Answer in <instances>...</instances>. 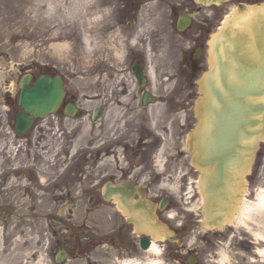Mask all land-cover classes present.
Returning a JSON list of instances; mask_svg holds the SVG:
<instances>
[{
    "label": "flooded vegetation",
    "instance_id": "1",
    "mask_svg": "<svg viewBox=\"0 0 264 264\" xmlns=\"http://www.w3.org/2000/svg\"><path fill=\"white\" fill-rule=\"evenodd\" d=\"M261 3L264 0H109L117 16L111 32L148 46L151 57L145 59L137 49L126 66L105 69L102 82L87 83L84 92L65 83L66 96L56 113L34 123L28 140L38 137L45 155L59 154L61 178L51 187L48 213L35 198H20L25 205L0 198V264H77L76 216L62 210V198H87L86 240L92 245L108 241L116 249L135 248L133 228L104 199V187L128 180L145 186L149 198L161 202L157 198L163 196L150 194L160 180V132L174 140L169 163L183 161L184 155L174 154L180 153L182 136L189 132L207 44L235 6ZM70 108L77 109L74 117ZM17 117H10L14 128ZM77 147L81 151L74 153Z\"/></svg>",
    "mask_w": 264,
    "mask_h": 264
},
{
    "label": "rangeland",
    "instance_id": "2",
    "mask_svg": "<svg viewBox=\"0 0 264 264\" xmlns=\"http://www.w3.org/2000/svg\"><path fill=\"white\" fill-rule=\"evenodd\" d=\"M107 3L109 0H0V174L3 173L2 177H9V180L13 178L12 184H7L8 181L4 183L5 178H0V198L20 196L17 192V188H20L23 193L28 192L22 198H35L44 207L45 213L49 212L50 190L59 174L51 165V159L42 163L36 145L31 148L24 142V145L19 146L12 139L14 133L7 122L12 113L9 111V103L12 101L16 106L18 86L27 74L40 76L45 71H59L65 76L66 82L73 83L74 88L81 92L84 89H79L78 85L91 82L89 75L95 79L92 82H96L102 79L101 73L105 69L125 65L129 57L125 40L116 34L106 35L107 26L113 24L109 16L111 9ZM130 43L134 44L133 41ZM134 49L130 50L134 52ZM194 123L195 120L191 119L186 131H190ZM184 136L185 132L183 142ZM10 149L15 157L19 156V160L26 159L27 164H21L22 167L33 161V156L37 163H42L46 169L45 186L42 189L36 188V185L40 186V180L30 172L23 171L28 174L22 175L21 172L13 171L12 163L5 153ZM44 168H40L42 174ZM187 169L188 179L197 180L198 173L191 164ZM157 177L161 179L153 188L154 194H165L172 198L168 211L174 215V219L169 221L166 216L162 218L169 221L184 240L183 246L178 249L169 244L162 247L163 253L159 258L162 264H186L190 256L197 258L196 264H219L222 252L230 256L228 264H264V258L255 254L256 249L264 247V244L254 240L245 228L230 226L221 231L205 232L198 227L199 210L191 211L195 200L187 202L184 185L180 189L171 188L164 185L162 176ZM21 183L24 188L18 185ZM249 183L247 198L250 202H255L258 194L264 190V144ZM185 184L189 185L187 182ZM62 199V210L73 209L76 213L79 250L77 264H123L126 260L148 264L153 259L138 247L117 250L108 244L92 245L86 240L87 198ZM98 234L92 235L100 237Z\"/></svg>",
    "mask_w": 264,
    "mask_h": 264
},
{
    "label": "water",
    "instance_id": "3",
    "mask_svg": "<svg viewBox=\"0 0 264 264\" xmlns=\"http://www.w3.org/2000/svg\"><path fill=\"white\" fill-rule=\"evenodd\" d=\"M215 38L209 45V69L199 82L197 123L189 138V152L205 191L200 226L206 231L220 230L235 218L264 142V4L239 6ZM61 83L60 77H41L28 89L26 78L20 85V107L34 117L53 110ZM24 114L19 134L32 123L23 119ZM118 188L123 196L116 200L118 207L126 210L138 234L174 240V233L158 220L154 205L144 203L145 198L132 203L128 190ZM149 245L143 238V248Z\"/></svg>",
    "mask_w": 264,
    "mask_h": 264
},
{
    "label": "bare ground",
    "instance_id": "4",
    "mask_svg": "<svg viewBox=\"0 0 264 264\" xmlns=\"http://www.w3.org/2000/svg\"><path fill=\"white\" fill-rule=\"evenodd\" d=\"M92 46V45H91ZM118 57L119 54H118ZM49 74H45L43 73L42 76L45 78H49L48 76ZM103 76V74H102ZM154 72L151 71L150 72V77L153 80L154 79ZM88 78H91L90 81H94V77L92 75H89ZM109 81V80H107ZM96 82H102V79L96 81ZM82 84H79V88ZM86 87H83L81 89H84V91H86L87 89H85ZM65 87L63 85H60L58 88V93L60 95V100L64 101L65 96H66V92H65ZM81 100H84V98H81ZM86 105H89L90 103H85ZM164 110V109H163ZM39 112V111H38ZM77 109H75L73 111V108H70V110L68 111L70 117H72L74 114H76ZM41 113V112H40ZM40 116L43 115L42 113L40 114ZM28 117V116H27ZM41 118V119H42ZM87 129H84V132H86ZM160 138H162V142H163V149L162 151H160V154H158V164H159V170L163 171V173H165L167 170L165 168V164H168V172L166 173V175L164 176V185L169 186L171 188H175V189H180L183 185L185 187V195L186 198H188L187 202H192L195 200V202L193 203L192 207H191V211L192 212H196L199 210V213H197V216L199 217L202 213H203V209H204V202H205V198H204V193L205 191L202 190L201 187V183H199L198 179L197 180H189L188 179V175H189V170L187 169L188 164H191L193 168H196L194 165V160L193 158H191L190 155V148H189V144L187 143V137L184 138V142L181 140V151L180 153H175L176 154H182L184 155L185 160L172 165L171 163H169V158H171V154L174 152L172 151L173 148V139H167V134L164 132H160ZM19 137L16 136L12 139H14V141L16 142L17 139ZM20 145H24V141H18L17 142ZM13 143H11L12 145ZM21 149V148H20ZM260 149H261V145H260ZM260 149L258 150V152H256V159L258 158ZM24 150V149H23ZM8 152V153H7ZM5 152L7 158L10 160V162L13 164V169L14 167H16L17 165L19 166V164H23L26 165V159H20L19 160V156L14 155V152L10 149L9 151ZM169 152V153H168ZM4 153V154H5ZM50 154L48 153L47 156H49ZM34 157V156H33ZM36 158V157H34ZM40 158L42 160L44 159H49L46 157H42V155L40 156ZM36 161H32L29 162L28 167H31V169H35L37 173H40V165H34L33 163H35ZM171 164V165H170ZM104 164L102 163L100 166H103ZM22 166V165H21ZM20 167H18V169H15V172H19ZM28 171V170H25ZM11 174L12 170L10 171ZM29 172V171H28ZM46 172V171H45ZM43 173L40 175V177H42V184L45 183L46 178L44 177L46 175V173ZM3 176V173L0 174V178ZM5 178L4 183L7 184H12L13 178H11L10 180L7 179L5 176L2 177ZM189 181V182H188ZM170 182V183H167ZM187 182L189 185L185 184ZM19 186H22L24 188L23 183L18 184ZM27 188L29 187V185H25ZM25 187V188H26ZM44 187L43 185H40V188ZM127 188V187H126ZM249 188V187H248ZM246 189L245 195H244V200H243V204L241 206V208L239 209V213L237 215V219L233 222L234 224L232 226H241L243 228L246 229L247 233L250 234L254 240H257L259 243L264 244V239H262V237H264V190H261V192L258 194V197L256 198L255 202H250L247 198V194H248V190ZM13 189V188H12ZM19 190H17V192L19 193L20 196H15L14 198H22L24 193H28V192H22V190L20 188H17ZM21 192V194H20ZM195 192V194L193 195V193ZM151 195H155L153 191L150 192ZM133 198L136 200V198H145V196L142 193H133L130 197L132 203H134L135 201H133ZM144 203H148V202H144ZM126 210H120L118 213V215H122L125 214ZM157 217H159V215L156 213ZM174 219V215L172 213L169 214L168 220L172 221ZM173 229L170 227L169 231H172ZM145 236V235H144ZM149 237V236H147ZM152 239L149 242L150 243V247L148 249H145L146 254H149L150 256L153 257L152 260L149 261L148 264H162V262L159 260V258H161L162 256V247H164L166 244H168L169 239L167 238H162V239H156L153 238L152 236H150ZM149 237V238H150ZM156 237V236H155ZM180 242V241H179ZM178 242V243H179ZM255 254L260 257V258H264V247H260L258 249H256ZM230 261V256L226 253V252H222L221 253V259L219 264H228ZM123 264H145L143 262H140L138 260H126L123 262Z\"/></svg>",
    "mask_w": 264,
    "mask_h": 264
},
{
    "label": "snow or ice",
    "instance_id": "5",
    "mask_svg": "<svg viewBox=\"0 0 264 264\" xmlns=\"http://www.w3.org/2000/svg\"><path fill=\"white\" fill-rule=\"evenodd\" d=\"M262 239H264V237H262Z\"/></svg>",
    "mask_w": 264,
    "mask_h": 264
}]
</instances>
